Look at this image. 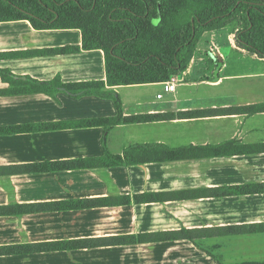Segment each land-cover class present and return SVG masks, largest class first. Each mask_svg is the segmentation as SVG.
<instances>
[{"label":"crops","instance_id":"1","mask_svg":"<svg viewBox=\"0 0 264 264\" xmlns=\"http://www.w3.org/2000/svg\"><path fill=\"white\" fill-rule=\"evenodd\" d=\"M224 34L201 39L172 91L107 83L119 115L113 96L33 81L78 92L107 79L105 52L83 49L81 29L0 20V252L23 251L0 264H264V108L244 109L264 104V57L224 50ZM204 42L219 49L207 55ZM104 136L124 163L62 164L102 156ZM124 236L145 238L114 241Z\"/></svg>","mask_w":264,"mask_h":264},{"label":"trees","instance_id":"2","mask_svg":"<svg viewBox=\"0 0 264 264\" xmlns=\"http://www.w3.org/2000/svg\"><path fill=\"white\" fill-rule=\"evenodd\" d=\"M10 19H29L37 29H81L83 49H102L105 52L107 79L82 83V89L78 92L73 89L80 84H65L59 77L51 81L32 80L40 90L49 94L62 90L73 96H113L119 115L122 111L120 96L116 91L102 90L107 83L163 82L181 74L189 67L204 35L226 27L232 19L238 22L233 31L237 45L264 57V0H0V20ZM80 49V46L61 47L55 51L65 53ZM218 59L212 58V61L220 66ZM0 72L7 73L2 69ZM262 108L264 104L244 109L251 111ZM103 145L105 152L102 156L62 164L69 168L124 163L120 155L108 150L105 136ZM54 163L51 162V166ZM12 168L9 172L32 170L28 165ZM71 202L79 206H98L110 200L76 199ZM24 207L20 205L18 211H24ZM9 208L0 207V212ZM144 238L124 236L114 237V241L135 243ZM40 245L42 248L44 244ZM22 252L5 250L0 254Z\"/></svg>","mask_w":264,"mask_h":264},{"label":"rangeland","instance_id":"3","mask_svg":"<svg viewBox=\"0 0 264 264\" xmlns=\"http://www.w3.org/2000/svg\"><path fill=\"white\" fill-rule=\"evenodd\" d=\"M236 26H238V22H237V20L236 19H232L231 21H229V23L227 24V26L226 27H224V28H221V29H218V30H215V31H210V32H207L205 35H204V37H203V39H204V41L206 40L205 38H206V35L208 34V33H217V32H219L220 31V33L222 32V33H224L225 32V34H224V38L225 37H227L226 39H227V41H226V44L224 45V47H223V49L225 50H233V49H236L237 51H245V49L244 48H241V47H239L238 45H237V42H236V39H235V32H233L234 31V28H236ZM224 31V32H223ZM219 38H220V34L218 35V34H216ZM224 42V41H223ZM218 44V43H217ZM213 46H207V43L205 44V42H204V47H203V52H205V54H207V55H211L212 54V52H213V50H218L219 49V47L217 46V45H215V44H212ZM219 45V44H218ZM233 45H236V46H238V47H233ZM233 47V48H232ZM230 52V51H229Z\"/></svg>","mask_w":264,"mask_h":264},{"label":"built area","instance_id":"4","mask_svg":"<svg viewBox=\"0 0 264 264\" xmlns=\"http://www.w3.org/2000/svg\"><path fill=\"white\" fill-rule=\"evenodd\" d=\"M176 86H177V82L175 80L167 81L164 85V90L165 91H172L176 88ZM161 96H162V93L158 94V97H161Z\"/></svg>","mask_w":264,"mask_h":264}]
</instances>
